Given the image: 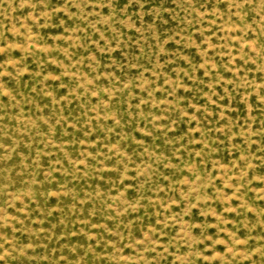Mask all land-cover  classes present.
Instances as JSON below:
<instances>
[{
  "label": "rangeland",
  "instance_id": "1",
  "mask_svg": "<svg viewBox=\"0 0 264 264\" xmlns=\"http://www.w3.org/2000/svg\"><path fill=\"white\" fill-rule=\"evenodd\" d=\"M0 264H264V0H0Z\"/></svg>",
  "mask_w": 264,
  "mask_h": 264
}]
</instances>
